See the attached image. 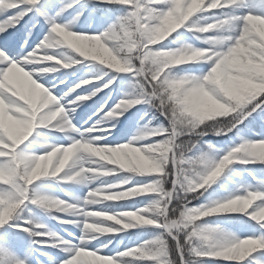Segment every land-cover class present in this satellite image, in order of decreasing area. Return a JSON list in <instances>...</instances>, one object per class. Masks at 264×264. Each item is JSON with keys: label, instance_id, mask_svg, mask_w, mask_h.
Masks as SVG:
<instances>
[{"label": "clouds", "instance_id": "clouds-1", "mask_svg": "<svg viewBox=\"0 0 264 264\" xmlns=\"http://www.w3.org/2000/svg\"><path fill=\"white\" fill-rule=\"evenodd\" d=\"M20 5L0 19V231L26 245L0 237V264H264V0L0 13Z\"/></svg>", "mask_w": 264, "mask_h": 264}, {"label": "rangeland", "instance_id": "rangeland-1", "mask_svg": "<svg viewBox=\"0 0 264 264\" xmlns=\"http://www.w3.org/2000/svg\"><path fill=\"white\" fill-rule=\"evenodd\" d=\"M119 92V87L117 86V88ZM102 95V94H101ZM117 94H115V92H113L112 94V98L113 100L116 98ZM96 100H98V97L96 98ZM95 100V101H96ZM112 103V100H109V104ZM95 110V105L94 103L92 102H88L84 105V107H82L79 111H78V119H85L87 117V115H90L92 111ZM137 119V114L134 112V113H130L128 114L125 118H123L122 120V123L120 125V130L119 132H117L116 134V138L115 140L118 141L120 139H123V138H126V134L128 132V130L134 126L135 124V121ZM13 229H8L6 231H0V237H4L6 236L7 239H8V235L10 234V232L12 231ZM247 231V230H246ZM144 235L145 234H139V233H132L130 234V237L131 239H136L137 237L139 238H144ZM128 244V241L126 240L124 242V245L123 246H127ZM26 245V241H24L20 247V251H23L24 247Z\"/></svg>", "mask_w": 264, "mask_h": 264}, {"label": "snow or ice", "instance_id": "snow-or-ice-1", "mask_svg": "<svg viewBox=\"0 0 264 264\" xmlns=\"http://www.w3.org/2000/svg\"><path fill=\"white\" fill-rule=\"evenodd\" d=\"M43 3H45L46 7H53L55 4V0H42ZM28 7H30L29 5H20L19 7H15V8H10L9 11L6 14L0 13V19H4L6 17H15L18 14H20L22 11L26 10ZM35 13L34 12H30L28 13L27 16H25V22L26 23H30L35 19ZM20 35L19 31L16 33H9L8 37L5 38L4 40V45L11 51L14 50L16 47V42L18 39V36ZM87 89H84V91H86ZM113 100V98H111ZM105 100H109V96L108 93H102V95H100L98 97L97 101H93L95 108L103 103ZM111 104H109L110 106ZM12 245L20 250V245L18 242L16 241H12L11 242Z\"/></svg>", "mask_w": 264, "mask_h": 264}, {"label": "trees", "instance_id": "trees-1", "mask_svg": "<svg viewBox=\"0 0 264 264\" xmlns=\"http://www.w3.org/2000/svg\"><path fill=\"white\" fill-rule=\"evenodd\" d=\"M118 89H116L115 94H118ZM97 101V100H96ZM93 103V101H91ZM256 127H259V122L256 123ZM247 229H245L246 231ZM8 240L10 242L16 241L19 243L20 247L24 241H26V238L22 232H20L18 229H13L10 234L8 235Z\"/></svg>", "mask_w": 264, "mask_h": 264}]
</instances>
